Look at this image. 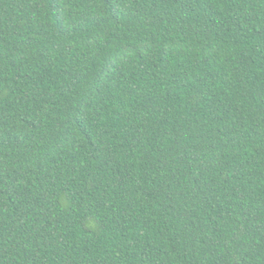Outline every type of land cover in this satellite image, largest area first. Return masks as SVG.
Here are the masks:
<instances>
[{"label":"trees","instance_id":"trees-1","mask_svg":"<svg viewBox=\"0 0 264 264\" xmlns=\"http://www.w3.org/2000/svg\"><path fill=\"white\" fill-rule=\"evenodd\" d=\"M0 264H264V0H0Z\"/></svg>","mask_w":264,"mask_h":264}]
</instances>
